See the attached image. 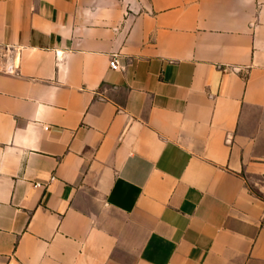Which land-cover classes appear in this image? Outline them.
<instances>
[{
    "label": "crops",
    "instance_id": "crops-1",
    "mask_svg": "<svg viewBox=\"0 0 264 264\" xmlns=\"http://www.w3.org/2000/svg\"><path fill=\"white\" fill-rule=\"evenodd\" d=\"M0 47V264H264V0H0Z\"/></svg>",
    "mask_w": 264,
    "mask_h": 264
},
{
    "label": "built area",
    "instance_id": "built-area-1",
    "mask_svg": "<svg viewBox=\"0 0 264 264\" xmlns=\"http://www.w3.org/2000/svg\"><path fill=\"white\" fill-rule=\"evenodd\" d=\"M109 67L114 69H120L121 66L116 56H112L109 61ZM17 66L13 61V54L6 47H0V72L12 73L16 71ZM37 186L42 185L36 182Z\"/></svg>",
    "mask_w": 264,
    "mask_h": 264
}]
</instances>
